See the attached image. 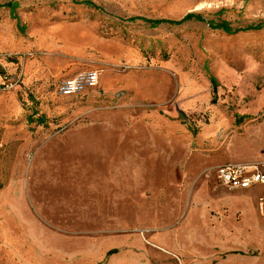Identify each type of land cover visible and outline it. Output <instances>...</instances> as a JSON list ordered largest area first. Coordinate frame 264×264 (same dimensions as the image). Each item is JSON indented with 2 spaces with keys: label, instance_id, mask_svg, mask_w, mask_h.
Wrapping results in <instances>:
<instances>
[{
  "label": "rangeland",
  "instance_id": "1",
  "mask_svg": "<svg viewBox=\"0 0 264 264\" xmlns=\"http://www.w3.org/2000/svg\"><path fill=\"white\" fill-rule=\"evenodd\" d=\"M80 1L0 0V264H264V0Z\"/></svg>",
  "mask_w": 264,
  "mask_h": 264
},
{
  "label": "built area",
  "instance_id": "2",
  "mask_svg": "<svg viewBox=\"0 0 264 264\" xmlns=\"http://www.w3.org/2000/svg\"><path fill=\"white\" fill-rule=\"evenodd\" d=\"M5 88L17 84L18 80L7 78ZM99 83V72L92 70L66 79L61 86L65 95H72L85 87H95ZM217 178L226 187L231 189H247L254 185L264 186V170L258 162H227L216 170Z\"/></svg>",
  "mask_w": 264,
  "mask_h": 264
},
{
  "label": "trees",
  "instance_id": "3",
  "mask_svg": "<svg viewBox=\"0 0 264 264\" xmlns=\"http://www.w3.org/2000/svg\"><path fill=\"white\" fill-rule=\"evenodd\" d=\"M74 1H77V0H74ZM82 3H85V4H88V5H91V6H94L96 8H98L99 6L97 4H95L93 1L91 0H82L80 1ZM3 6H6V7H10L12 12H13V15L16 16V13H15V10L16 8L18 7V3L17 2H13V1H9V2H6L5 4H2ZM137 18H142V19H146L144 17H141V16H133L131 17L130 19L134 20V19H137ZM198 20V21H202V22H205L207 21L203 15L201 13H198V12H195V11H191V12H188L186 13L182 18L180 19H168V18H157V19H151V20H148L149 22L152 23L153 26H156V25H159V24H163V23H169V24H175V25H178V24H182L186 21H189V20ZM209 23V25L212 27V28H216V29H222L224 30L225 32L229 33V34H233V33H236L238 31H241V30H245V29H260L264 26V22H260L256 25L252 24L246 28H233L230 23L226 20H223L221 22H215L213 20L211 21H207ZM213 82H215V78H212ZM117 252L116 249H111L107 252V254H112V253H115Z\"/></svg>",
  "mask_w": 264,
  "mask_h": 264
},
{
  "label": "crops",
  "instance_id": "4",
  "mask_svg": "<svg viewBox=\"0 0 264 264\" xmlns=\"http://www.w3.org/2000/svg\"><path fill=\"white\" fill-rule=\"evenodd\" d=\"M139 261H140V259L138 258V262ZM192 264H207V261H198V262H193Z\"/></svg>",
  "mask_w": 264,
  "mask_h": 264
}]
</instances>
